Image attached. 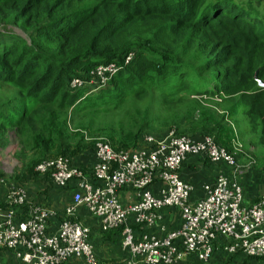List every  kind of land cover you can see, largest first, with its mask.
<instances>
[{
	"label": "trees",
	"instance_id": "1",
	"mask_svg": "<svg viewBox=\"0 0 264 264\" xmlns=\"http://www.w3.org/2000/svg\"><path fill=\"white\" fill-rule=\"evenodd\" d=\"M0 25L16 26L28 39L2 33L0 41V87L12 92L0 101V149L11 132L18 160L51 149L61 157L76 155L70 166L92 180L93 148L82 138L66 142L62 114L70 107L76 113L125 111L106 130L115 150L142 146L149 129H184L194 115L214 135L188 136L208 135L226 148L225 122L239 114L247 117L254 137L249 142L264 146V12L248 0H0ZM161 34L176 49L155 46ZM108 63L118 70L105 86L90 93L68 89L73 77L88 80L94 67ZM143 102L144 108L136 106ZM80 155L92 164L82 167ZM191 161L207 160L187 157L180 167ZM38 176L42 190L56 189L47 175ZM180 176L195 190L214 180L194 182L183 171ZM73 189L71 182L56 190L70 196ZM42 190L32 197L25 191L27 199L44 205ZM119 231L101 233H113L117 243ZM239 255L220 258L227 263Z\"/></svg>",
	"mask_w": 264,
	"mask_h": 264
},
{
	"label": "built area",
	"instance_id": "2",
	"mask_svg": "<svg viewBox=\"0 0 264 264\" xmlns=\"http://www.w3.org/2000/svg\"><path fill=\"white\" fill-rule=\"evenodd\" d=\"M131 57L128 54L124 64ZM117 70L114 63L97 65L88 80L73 77L68 89L87 88L90 93L105 86ZM141 144L132 150L95 144L92 180L67 158L40 162L35 172L47 175L54 188L64 189L71 182L74 186L63 210L67 220L50 233L47 223L53 211L30 202L24 189L0 179V249L11 253L13 264H65L71 259L97 264L89 229L75 220L77 209L83 208L102 233L120 229L116 245L124 252L123 264H184L188 258L204 264L216 251L221 257L240 254L264 264V194L246 205L234 178L253 163L238 165L208 135L191 137L169 130L160 138L143 135ZM187 157L221 164L232 178L217 174L211 183H201L200 196L191 199L195 189L179 173ZM122 192L128 194L126 202ZM165 209L177 211L176 228L169 229L163 221Z\"/></svg>",
	"mask_w": 264,
	"mask_h": 264
},
{
	"label": "rangeland",
	"instance_id": "3",
	"mask_svg": "<svg viewBox=\"0 0 264 264\" xmlns=\"http://www.w3.org/2000/svg\"><path fill=\"white\" fill-rule=\"evenodd\" d=\"M3 27L2 25H0V41L3 39L2 35L11 34L13 36L21 37L28 42V39L26 38L27 32H22L21 29L16 26L6 25ZM153 42L155 46H168L172 50L176 49V46L172 43L171 38L167 34L157 35L156 37H154ZM90 72L88 74L86 73L88 75V78ZM10 94H12V92L11 90H9L8 87H0V101L6 100V97L8 95L10 96ZM146 105V102L136 104V106L140 109L144 108ZM75 109L77 108L70 107L68 110H64L62 114V116L65 118V130L66 136L68 137V140L66 142L72 143L73 141H75L73 139L77 140L78 138H82V141L85 144H90L91 148H93L95 144L100 142L108 143V145L111 146L110 138L107 136L106 130L108 129L111 120H116L117 118L121 119L120 116L125 113V111L121 112L115 110V112L110 113H95L99 110H102L99 109L92 110L94 112L90 111L92 113H87L86 111L76 113ZM110 114L113 115L110 116ZM225 127L229 130V132L224 136V138H226L228 141V145L226 146V148L222 146L221 148L226 150L227 153H229L232 157L236 158L238 165L245 166L248 163L264 164V146L251 144L249 142L254 139V137L252 136V133L249 130V123L245 115L238 114L237 116H234L231 121L225 122ZM165 130H174L178 133L183 132L181 134L184 136L194 135L197 133L210 134L211 136L214 135V132H211V130H209L207 126L202 125L201 121L197 118L196 115L193 116L191 123L185 125L184 129L177 130L175 127L172 126ZM165 130H161L159 128L149 129L145 131L144 135L157 136L159 135V133H162L160 131ZM111 148L114 149L113 146H111ZM17 151V143L10 132L8 145L4 149H0V179H4L9 183H12L17 187L24 189L30 195L35 194L36 192L40 191L36 190L41 188L40 183L38 181L39 176L35 172V167L40 162L51 160L61 156L56 155L51 149L46 153H40L39 151L28 152L25 157L18 160L16 159ZM72 157H76V155L64 156V158L67 159H72ZM179 170H187V173L190 175V178H192L194 182L200 181L202 179L211 181L214 178L212 174L214 170L210 167V164L207 161H203L201 163H194V161H191L183 164ZM42 206L46 207L45 205ZM0 210H3L1 206ZM52 218L58 221L60 219L59 213L53 211ZM63 220L67 219L64 217L61 221ZM218 261H220L219 258ZM208 262L204 264H209ZM183 263L198 264L193 262V260L189 258L183 261Z\"/></svg>",
	"mask_w": 264,
	"mask_h": 264
},
{
	"label": "crops",
	"instance_id": "4",
	"mask_svg": "<svg viewBox=\"0 0 264 264\" xmlns=\"http://www.w3.org/2000/svg\"><path fill=\"white\" fill-rule=\"evenodd\" d=\"M256 9L260 12H264V0H248ZM85 155H80L79 162L82 167H89L92 164V161L86 157ZM214 172L212 173L215 177L217 174H223L228 178H232V174L230 169H227L221 165H216L212 168ZM183 170H179V173ZM183 174H188L187 170L183 171ZM190 177V175H189ZM236 182L242 188V192L244 195V203L246 205L253 203L256 201L261 195L264 194V164L257 163L254 164V167L247 171H241L235 175ZM42 190V188L37 189ZM27 194L30 195L28 192ZM200 196L199 189L194 190L191 195V199H195ZM121 200L123 202L127 201L128 194L120 193ZM46 206L47 209L51 211H55L56 213H62L64 208L69 203V196L62 191H58L53 188H47L42 190V194L39 197V200ZM163 216V221L168 225L169 229H174L178 226L179 220L177 211L174 209H165L161 211ZM75 218L80 221L82 224H85L90 232L91 246L94 257L97 261V264H123L124 260V252L116 245L115 236L113 233L102 234L98 227V222L95 218L88 215V213L82 209H77L75 213ZM58 221L50 218L47 223V231L50 233L57 227ZM0 264H8L11 262V253L0 251ZM217 257V258H216ZM220 254L214 252L212 257L209 260V264H259V261H249L243 259L241 255L235 257L232 261L223 263L220 258ZM218 258L220 261H218ZM225 260V259H224ZM219 262V263H218ZM222 262V263H221ZM66 264H79L77 259H71Z\"/></svg>",
	"mask_w": 264,
	"mask_h": 264
},
{
	"label": "water",
	"instance_id": "5",
	"mask_svg": "<svg viewBox=\"0 0 264 264\" xmlns=\"http://www.w3.org/2000/svg\"><path fill=\"white\" fill-rule=\"evenodd\" d=\"M258 86H259V87H262V84H261L260 82H258Z\"/></svg>",
	"mask_w": 264,
	"mask_h": 264
}]
</instances>
